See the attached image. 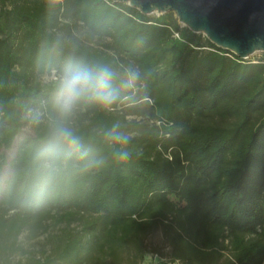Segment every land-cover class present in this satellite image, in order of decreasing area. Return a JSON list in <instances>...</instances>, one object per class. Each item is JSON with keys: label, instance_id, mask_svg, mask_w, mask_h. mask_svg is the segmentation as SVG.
Wrapping results in <instances>:
<instances>
[{"label": "trees", "instance_id": "16d2710c", "mask_svg": "<svg viewBox=\"0 0 264 264\" xmlns=\"http://www.w3.org/2000/svg\"><path fill=\"white\" fill-rule=\"evenodd\" d=\"M95 65L116 73V101L81 102L82 147L45 156L60 77ZM24 127L32 136L18 139ZM49 222L64 227L54 235ZM156 229L174 264H264V60L217 48L172 13L0 0V264H122ZM22 232L48 233V252L12 261L26 254Z\"/></svg>", "mask_w": 264, "mask_h": 264}, {"label": "water", "instance_id": "95a60500", "mask_svg": "<svg viewBox=\"0 0 264 264\" xmlns=\"http://www.w3.org/2000/svg\"><path fill=\"white\" fill-rule=\"evenodd\" d=\"M142 15L173 13L181 27L201 34L241 60L264 53V0H111Z\"/></svg>", "mask_w": 264, "mask_h": 264}, {"label": "clouds", "instance_id": "9594fccd", "mask_svg": "<svg viewBox=\"0 0 264 264\" xmlns=\"http://www.w3.org/2000/svg\"><path fill=\"white\" fill-rule=\"evenodd\" d=\"M116 73L105 65L69 67L60 77L53 114L46 124V145L44 155L54 157L61 149L79 151L82 147L81 137L72 126V117L85 100H94L104 106H111L117 99V91L113 87ZM129 83L138 77L136 72H128ZM115 144H126L127 138L115 128L108 134ZM126 160L128 152L119 153Z\"/></svg>", "mask_w": 264, "mask_h": 264}, {"label": "rangeland", "instance_id": "374dc122", "mask_svg": "<svg viewBox=\"0 0 264 264\" xmlns=\"http://www.w3.org/2000/svg\"><path fill=\"white\" fill-rule=\"evenodd\" d=\"M173 14V13H172ZM161 14L154 13L150 15V17H158ZM174 15V14H173ZM175 17V15H174ZM176 18V17H175ZM181 27V26H180ZM264 60V53H257L253 56L249 57L245 61H250L252 63H256L259 61ZM50 80V77H42L41 81L47 82ZM128 119H134L132 117H128ZM32 136V132L29 127H24L18 139L21 138H28ZM14 155V149L11 151L6 152L7 159H11ZM8 170L7 168L3 169L1 180H4L8 177ZM50 225V229L48 233L56 234L60 229L64 227L63 223L53 224L51 222L48 223ZM76 224H71V228L75 227ZM48 233L42 234L37 238L31 240L28 238L27 232H22L18 237V243L20 246L26 251L25 255L16 254L12 257V261H22V263H26L27 256L29 254H33L36 258H39L41 252L49 250L48 245H46L45 240L47 239ZM143 255L141 259H133L134 252L131 250L125 251L122 255V264H174L169 260V249L166 243L163 240L161 231L159 229L154 230L151 234H149L143 240ZM177 264V263H175Z\"/></svg>", "mask_w": 264, "mask_h": 264}, {"label": "built area", "instance_id": "2783aa9c", "mask_svg": "<svg viewBox=\"0 0 264 264\" xmlns=\"http://www.w3.org/2000/svg\"><path fill=\"white\" fill-rule=\"evenodd\" d=\"M174 37H175V38H178V35H177V34H174ZM51 79H53V80L55 79V77H54L53 74L51 75Z\"/></svg>", "mask_w": 264, "mask_h": 264}]
</instances>
